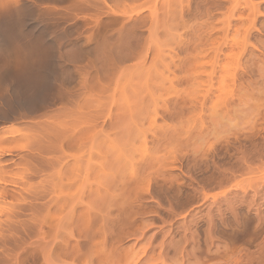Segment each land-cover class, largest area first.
<instances>
[{
  "label": "rangeland",
  "instance_id": "obj_1",
  "mask_svg": "<svg viewBox=\"0 0 264 264\" xmlns=\"http://www.w3.org/2000/svg\"><path fill=\"white\" fill-rule=\"evenodd\" d=\"M5 148L0 264H264V0H0Z\"/></svg>",
  "mask_w": 264,
  "mask_h": 264
},
{
  "label": "bare ground",
  "instance_id": "obj_2",
  "mask_svg": "<svg viewBox=\"0 0 264 264\" xmlns=\"http://www.w3.org/2000/svg\"><path fill=\"white\" fill-rule=\"evenodd\" d=\"M166 67H167V66H166ZM167 69H168V68H167ZM169 79H170V78H169ZM164 80H165V79H164ZM172 82H173V81H172ZM169 84H170V83H169ZM71 139H73V138H71ZM73 140H75V139H73ZM60 147H61V146H60ZM62 148H63V147H62ZM62 148H61V149H62ZM10 149H11V148H9V149H6V148H5V149L1 150L0 156H1V155H4V154H7V155H8L9 152H10ZM62 151H63V150H62ZM7 162H8V161H7ZM0 179H1V178H0ZM3 190H4V189H2V191H3ZM5 190H6V189H5ZM5 190L3 191V193L5 192ZM2 191L0 190V193H1ZM11 191H12V190H11ZM4 194H5V193H4Z\"/></svg>",
  "mask_w": 264,
  "mask_h": 264
}]
</instances>
